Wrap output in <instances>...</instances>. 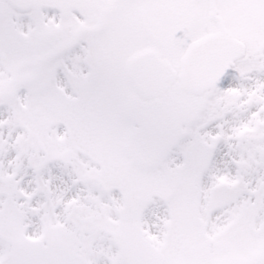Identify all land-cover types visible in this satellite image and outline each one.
I'll use <instances>...</instances> for the list:
<instances>
[{
    "label": "rangeland",
    "instance_id": "rangeland-1",
    "mask_svg": "<svg viewBox=\"0 0 264 264\" xmlns=\"http://www.w3.org/2000/svg\"><path fill=\"white\" fill-rule=\"evenodd\" d=\"M224 1L222 14L230 13L228 27L247 41V54L218 86L200 95L184 93L177 79L157 85L159 73L141 72L147 86L164 87L171 110L165 117L164 109L139 95V103L149 101L148 109L167 120L164 124L155 118L156 128L149 133L133 117L138 95L133 76L139 72H132V56L141 55L146 44L156 47L154 52L163 60H176L180 53L158 46L167 41L153 43L146 38L137 43L134 21L126 17L128 3L107 21L111 34L99 35L106 45L113 42V51L98 53L92 47L97 40L93 36L73 40L84 26V19L73 12L74 3L69 7L40 0L23 13L0 0V51L7 55L6 60L0 57V73L5 63L10 64L8 75L0 78V264H28L25 258L31 264L47 260L48 264H136L130 260L137 258L135 251L127 243L138 237L137 227L145 243L139 262L264 264V0ZM66 45L60 56L44 64L47 53ZM39 62L43 67L35 76ZM75 68L88 74L74 79ZM177 69L175 62L162 73ZM37 77L40 80L30 81ZM75 80L79 90L72 88L67 106L68 94L60 85L68 89ZM253 108L257 110L246 119ZM143 135L159 140L139 150L141 156L136 147ZM222 141L228 146L223 153L229 170L213 171L208 159L214 158ZM66 148L77 151L70 163L60 157ZM219 181H241L247 189L234 204L207 217V196ZM161 187L175 193L167 204L152 196ZM198 201L195 214L192 209ZM218 219L219 227L214 224ZM233 221L238 224L232 234L214 239ZM19 239L24 244L15 246ZM20 248L27 256L25 263H20Z\"/></svg>",
    "mask_w": 264,
    "mask_h": 264
},
{
    "label": "water",
    "instance_id": "water-1",
    "mask_svg": "<svg viewBox=\"0 0 264 264\" xmlns=\"http://www.w3.org/2000/svg\"><path fill=\"white\" fill-rule=\"evenodd\" d=\"M18 4L29 1L15 0ZM229 45V49L225 46ZM242 44L221 33L211 34L195 43L184 59L182 80L191 91L212 85L233 57L240 54Z\"/></svg>",
    "mask_w": 264,
    "mask_h": 264
},
{
    "label": "bare ground",
    "instance_id": "bare-ground-1",
    "mask_svg": "<svg viewBox=\"0 0 264 264\" xmlns=\"http://www.w3.org/2000/svg\"><path fill=\"white\" fill-rule=\"evenodd\" d=\"M257 110V108H253L252 110L249 111V113L246 115V119H248L251 114L253 112H255ZM226 130L229 132L230 131V126H228L226 128ZM223 150H225V152L227 151L226 146L222 145V147L220 148V152L218 153L217 157H209L208 159V165H210L213 169V171H220V172H224V171H228L229 167L227 166V162H225V160L227 161V157L226 155L223 153ZM7 164H10L11 162L7 159L6 160ZM228 167V168H227ZM212 173V172H210ZM53 178V177H52ZM62 177H58V180H61ZM27 179H23V183L24 186L27 185ZM16 189H18V187H15ZM215 226L219 227L221 225L219 220H215L214 221ZM32 236H34V234H31Z\"/></svg>",
    "mask_w": 264,
    "mask_h": 264
},
{
    "label": "flooded vegetation",
    "instance_id": "flooded-vegetation-1",
    "mask_svg": "<svg viewBox=\"0 0 264 264\" xmlns=\"http://www.w3.org/2000/svg\"><path fill=\"white\" fill-rule=\"evenodd\" d=\"M100 1H111V0H100ZM189 9L190 10H195V6L194 5H189ZM180 18H181V15H177L176 16V20L174 21V24L178 23L180 21Z\"/></svg>",
    "mask_w": 264,
    "mask_h": 264
}]
</instances>
